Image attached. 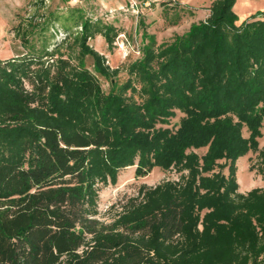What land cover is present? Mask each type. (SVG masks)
<instances>
[{
  "label": "trees",
  "instance_id": "16d2710c",
  "mask_svg": "<svg viewBox=\"0 0 264 264\" xmlns=\"http://www.w3.org/2000/svg\"><path fill=\"white\" fill-rule=\"evenodd\" d=\"M236 1L166 40L143 30L123 82L89 43L122 33L99 18L81 17L75 55L65 37L0 58V264H264V186L241 192L237 166L257 152L264 178V12ZM130 167L178 176L105 222L101 189Z\"/></svg>",
  "mask_w": 264,
  "mask_h": 264
},
{
  "label": "rangeland",
  "instance_id": "374dc122",
  "mask_svg": "<svg viewBox=\"0 0 264 264\" xmlns=\"http://www.w3.org/2000/svg\"><path fill=\"white\" fill-rule=\"evenodd\" d=\"M154 1V4L152 2ZM0 0V58H8L28 52L44 54L55 48L63 38L67 42L60 49L71 55L78 52L74 36L80 30L81 17L101 19L115 24L121 30L111 49L101 35L89 40L90 45L104 53L107 63L119 68L117 80L127 79L128 64L139 56L136 45L142 46V32L155 33L158 39H169L186 31L192 22L208 16L212 1L205 0ZM251 0H239L235 12L255 14L249 8ZM238 14V13H237ZM244 15V14H243ZM264 18V13L259 15ZM258 16V17H259ZM248 17V16H247ZM86 66L93 69V60L87 56ZM103 87L108 90L110 80L99 76ZM246 136L249 134L245 130ZM260 148L264 146V122ZM203 151V150H200ZM253 165V166H252ZM238 182L241 192L260 187L263 176L257 172V152L248 151L237 160ZM174 170L161 171L155 168L146 176H135V167L120 172L116 184L103 186L99 199L98 217L111 222L121 211L122 205L131 196L138 194L142 185H156L165 179H174Z\"/></svg>",
  "mask_w": 264,
  "mask_h": 264
},
{
  "label": "crops",
  "instance_id": "0c3cea01",
  "mask_svg": "<svg viewBox=\"0 0 264 264\" xmlns=\"http://www.w3.org/2000/svg\"><path fill=\"white\" fill-rule=\"evenodd\" d=\"M206 1H209L210 2L212 0H205V2ZM238 2H239V0L236 1V4L234 6V10H235ZM249 8L254 9L253 11H256L257 9H260V8L261 9L262 8L264 9V0H251V5H249ZM237 13H238L239 17H241V18H245V17L249 16V15L246 16L247 13L246 14L243 13V12H237ZM263 186H264V184L262 186H260V187H263ZM247 191H249V190H246L245 192H247Z\"/></svg>",
  "mask_w": 264,
  "mask_h": 264
}]
</instances>
